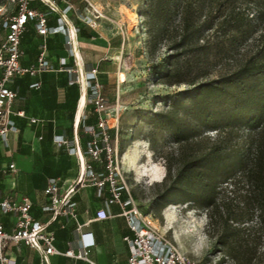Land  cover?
<instances>
[{"label": "crops", "instance_id": "1", "mask_svg": "<svg viewBox=\"0 0 264 264\" xmlns=\"http://www.w3.org/2000/svg\"><path fill=\"white\" fill-rule=\"evenodd\" d=\"M67 1L80 6L88 17L87 19L78 17L74 12H69L62 18L67 27V36L60 32L45 37L48 45L46 58L55 65V70H47L40 75H24L17 80L20 96L14 100L12 109L15 112L24 111L25 116L13 115L17 130L8 133L7 146L0 140V169L8 168L10 163H14L16 167L15 172L9 170L0 176V201L6 197L15 201H21L25 196L29 197L32 202L31 215L45 224L47 231L53 232L55 246L62 252L71 247L77 252L83 244L81 235L89 233V238L94 241L89 247L91 260L99 264H128L129 248L125 237L132 233L127 218L122 214V206L118 202H109L112 198L109 184L100 187L90 180L77 184L80 176H86L88 165L98 175V181L102 180L103 175L107 174L106 160L105 154L101 161H96L84 153L86 142L92 138L85 127L95 125L98 115L92 104L86 101L85 84L70 83L67 71L61 69L62 59L83 73L96 67L110 108L116 105L119 108L124 106L126 90H121L122 82L118 79L117 88L111 87L110 81H104L106 77H103L106 76L103 74L115 72L113 56L121 53L120 47L123 46L124 37L119 31L113 34L110 30L108 35L100 31L98 26L101 25L102 19L91 17L94 12L84 0ZM38 4L33 2L34 6ZM58 4L60 8L65 5L63 1H59ZM41 8L46 7L42 5ZM59 15L51 14L49 24H56ZM43 39L44 36L35 30L33 24L28 23L21 39L24 51L21 57L22 65L27 66L36 61L40 51L39 44ZM68 39L71 40L69 44L66 42ZM69 50H72L73 55ZM110 52L111 55L108 54ZM117 62L116 73L119 77L121 67L120 62ZM35 82H40V87H32ZM32 119L35 121H31ZM59 136L68 140L74 139L76 150L70 152L66 145H59L57 142ZM118 142L119 130L115 129V144H111L118 146ZM123 170L125 171L124 166ZM50 178L59 180L62 195L75 186L72 194V199L77 202L75 219L66 221L59 216L54 220L52 213L44 209L49 204L45 188ZM127 179L128 177L126 182L130 194L142 211L143 202L133 195L132 184ZM127 195V191L124 190L122 198L126 199ZM144 208L148 206L145 205ZM99 210H106L110 216L107 219H97ZM0 217L5 229L8 232L13 231L15 216L7 213L1 214ZM86 238L87 236L84 237ZM8 254L17 264H41L39 253L23 242L11 245ZM49 262L89 264L84 259L61 254L50 255Z\"/></svg>", "mask_w": 264, "mask_h": 264}, {"label": "rangeland", "instance_id": "2", "mask_svg": "<svg viewBox=\"0 0 264 264\" xmlns=\"http://www.w3.org/2000/svg\"><path fill=\"white\" fill-rule=\"evenodd\" d=\"M89 1L102 13L98 29L106 35L110 30L113 34L119 31L124 37L121 53L113 56L115 72L103 74L106 75L103 77L116 88L120 78L121 90H126L124 106H120L118 152L122 144L126 149L125 153H119V161L132 184L133 195L143 202L142 212L150 213L151 222L195 264H264V225L257 208L258 192L241 175L220 186L217 201L222 213L215 219H211L208 209L189 202L172 203L160 211L148 213L150 203L166 181L167 166H172L175 172L193 149L213 141L216 131L205 132L201 141L180 144L167 132L146 122L150 112L168 110L170 100L186 86L171 84L161 75L164 65H169L167 57L175 51L170 50L165 41L158 42L153 49L150 47L143 15L147 0ZM235 4L243 13L240 28L228 30L226 34L214 30L205 32L211 53L209 60L204 59L195 66V72L206 69L208 77H217L261 50L264 43V15L259 14L262 3L236 0ZM230 6L224 2L223 13H227ZM177 20L175 17L174 24ZM200 43L205 42L202 39ZM190 58L189 54L181 57L182 60ZM117 61L126 76L125 81L120 71L119 77L116 73ZM232 143L248 148V130L238 131ZM145 205L148 208H144ZM225 217L233 219L225 222ZM223 223L226 230L222 228Z\"/></svg>", "mask_w": 264, "mask_h": 264}, {"label": "trees", "instance_id": "3", "mask_svg": "<svg viewBox=\"0 0 264 264\" xmlns=\"http://www.w3.org/2000/svg\"><path fill=\"white\" fill-rule=\"evenodd\" d=\"M235 1L147 0L143 15L150 47L165 41L175 51L167 57L169 65H164L161 75L171 84L186 86L176 92L168 110L150 112L146 122L180 144L201 141L205 132L216 131L214 140L193 149L175 172L167 166L166 181L150 203L148 213L172 203L189 202L208 209L211 219H215L222 213L217 201L220 186L241 175L258 192L257 208L264 225V43L256 55L217 77H208L206 69L195 72V66L209 60L211 53L205 32L226 34L240 28L243 13ZM224 2L231 4L227 13L221 10ZM247 2L262 3L259 14L264 15V0ZM184 54L191 58L182 60ZM242 129L248 130V148L232 143ZM112 131L111 143L115 144V129ZM125 149L122 144L119 153ZM229 219L233 218L225 217L224 221ZM222 228L227 229L224 223Z\"/></svg>", "mask_w": 264, "mask_h": 264}, {"label": "built area", "instance_id": "4", "mask_svg": "<svg viewBox=\"0 0 264 264\" xmlns=\"http://www.w3.org/2000/svg\"><path fill=\"white\" fill-rule=\"evenodd\" d=\"M63 1L65 5L60 8L58 2ZM88 7L94 12L95 17L102 16V13L89 1ZM33 2H38L34 6ZM44 5L46 8H41ZM69 12H74L78 17H87L80 6L71 4L67 0H0V140L7 146V135L10 131L17 130L13 115L25 116L24 111H13L12 104L20 95V87L17 83L19 77L24 75H40L47 70H55L54 64L47 58L48 34L66 33V24L62 19ZM59 13L57 23L49 24V16ZM28 23H32L35 30L44 39L39 44V54L33 64L24 66L21 64V57L24 53L21 47V39L27 30ZM78 30V28H77ZM67 44L71 42L68 39ZM73 55L72 50H69ZM63 70L67 71L70 83H84L86 87V101L91 103L98 115L95 125H87L86 132L92 138L86 142L84 153L96 161H101L105 154L107 174L98 181V175L93 168L86 167V176L82 175L77 184L86 180L95 182L100 187L109 184L112 198L109 202H118L122 206V214L127 218L131 235L125 237L129 248L128 264H195L186 256L176 244L167 238L148 218L149 214L143 213L136 204L126 182L125 171L119 161L118 146L110 142V130L119 128V106H109V101L104 95L103 84L98 78V69L91 68L89 71L80 72L77 67L69 65L65 59L61 60ZM32 87H40V82H35ZM31 121H35L32 119ZM59 145H66L70 152L76 150L75 140H68L63 136L57 139ZM15 172L14 163L8 168L0 169V176L8 171ZM128 195L122 198L123 191ZM75 186L71 187L63 195L60 194V183L57 178H50L45 194L49 204L45 210L52 213V219L62 216L66 221L76 218L77 202L72 199ZM32 202L29 197H23L21 201L12 200L10 197L0 201L1 214L11 213L15 216L13 231L8 232L0 217V264H17L16 260L8 254V248L21 242L35 249L40 256L41 264H50L49 256L61 254L65 256L81 258L89 264H99L89 258V247L94 243L89 238V233L82 234L83 244L76 252L72 247L62 252L55 246V235L46 229V225L33 218L30 213ZM151 215V214H150ZM110 214L106 210L97 212V219H107ZM80 229L78 225L77 230ZM84 239V237H86Z\"/></svg>", "mask_w": 264, "mask_h": 264}, {"label": "bare ground", "instance_id": "5", "mask_svg": "<svg viewBox=\"0 0 264 264\" xmlns=\"http://www.w3.org/2000/svg\"><path fill=\"white\" fill-rule=\"evenodd\" d=\"M120 76H121V79L123 80V81H125L126 80V76L120 71ZM119 81H120V78H119ZM149 216L150 215H148V218H149ZM154 222H155V220H153ZM155 224V223H154ZM179 239V238H178ZM180 241V240H179ZM181 242V241H180ZM182 244V243H181Z\"/></svg>", "mask_w": 264, "mask_h": 264}]
</instances>
